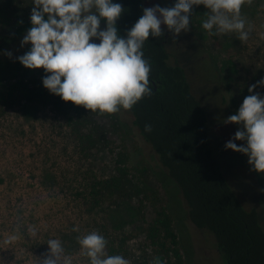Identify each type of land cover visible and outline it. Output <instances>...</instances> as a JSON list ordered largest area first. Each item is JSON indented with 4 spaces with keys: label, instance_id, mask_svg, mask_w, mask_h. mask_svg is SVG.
Segmentation results:
<instances>
[{
    "label": "trees",
    "instance_id": "obj_1",
    "mask_svg": "<svg viewBox=\"0 0 264 264\" xmlns=\"http://www.w3.org/2000/svg\"><path fill=\"white\" fill-rule=\"evenodd\" d=\"M113 2L122 4L125 9L116 26L118 33L126 36L127 30L143 14L144 0ZM201 9L200 5L191 9L190 26L202 23L205 12ZM241 16L246 20L247 28L254 25L264 27V0H251V3L245 0ZM12 21V12L0 5V29L12 25ZM100 23L106 28V20L101 19ZM31 27L29 17L6 36L4 42L22 39ZM238 36V33L231 32L225 38L226 43L233 45L239 42ZM167 45L165 34L160 38L150 35L144 44L145 58L151 63L149 80L153 94L142 98L131 110L121 108L120 113L131 118L130 124L114 117L117 129L124 135L121 145H115L114 140L109 141L105 136L106 126L94 121L95 116L108 114L91 112L82 105L63 101L44 88L42 79L45 72L41 74V80L35 77V69L25 76L29 69L22 73L25 67L19 61L10 69L0 62V109L18 106L26 110L31 107L27 110L29 113L35 104L51 106L65 121L80 160L88 158L93 150L102 148L113 155L114 168L109 176H100L92 169L83 172L76 169L72 180L65 185L63 192L75 206L86 207L89 211L103 208L105 212L119 208L116 220L109 216V220H115L114 227L107 223L106 213L98 220L83 223L79 233L72 230L71 238L67 240L70 253L79 245L78 236L95 230L107 240L108 255H122L131 261L130 237L121 230L123 214L131 212L141 220L143 254L147 256L148 252L161 257L164 264H185L178 235L179 226L184 221L213 237L221 264H264V217L260 215L259 205L245 204L235 185L225 175L211 146L207 103L195 92L186 68L178 60L171 61ZM3 46L0 43V53ZM31 47L29 44L23 55ZM257 59L254 71L249 69L247 77L240 73L231 57L223 58L219 69L213 66L209 70L212 79H217L224 90L223 104L235 111L232 114L238 113L239 104L245 97L261 89L258 86L252 93L248 91L250 86L264 78V53H259ZM259 62L262 64L257 68ZM204 64L201 69L210 68ZM146 124L152 126L150 133L145 131ZM130 132L150 147L156 159L154 168L143 164L140 169L130 167L132 152L124 145ZM248 166L252 169L249 163ZM30 229L25 221L19 227L24 242L17 249L47 251L45 241L39 238V234L33 235Z\"/></svg>",
    "mask_w": 264,
    "mask_h": 264
},
{
    "label": "rangeland",
    "instance_id": "obj_2",
    "mask_svg": "<svg viewBox=\"0 0 264 264\" xmlns=\"http://www.w3.org/2000/svg\"><path fill=\"white\" fill-rule=\"evenodd\" d=\"M176 2L144 0V5L145 8L156 4L171 7ZM0 5L7 7L13 14L12 25L0 29V43L4 44L0 62L10 69L17 66L19 61L17 58L23 55L24 49L30 43L21 46L24 37L14 41L4 40L21 21L30 17L35 5L33 0H0ZM200 7L202 11H208L204 5ZM206 18L205 15L202 22ZM161 28L168 40L167 49L171 54V61L174 63L178 60L186 68L193 80L195 92L207 103L211 146L215 157L229 181L237 188L244 203L258 204L260 215L264 217V173H260L259 176V173L255 172L256 179L254 171L248 166L247 155L225 149V144L234 137L236 131L243 129V125L224 123V120L234 115L232 113L235 111L229 108V105L223 104L224 90L217 79L214 81L209 73L213 66L219 69L223 58L231 57L240 73L247 77L249 69L254 71L258 54L264 53V27L259 25L250 27L249 39L233 45L226 43L225 38L230 33L209 35L203 29L202 23L191 25L190 31L181 32L179 36H174L166 25H161ZM104 29L100 23L99 30ZM247 29L249 27H246ZM90 42L100 43L96 38ZM7 52L12 53L11 58L5 54ZM204 63L210 65V68L201 69ZM261 64L259 62L257 68ZM25 69L27 68L25 67L22 73ZM32 71L33 69L26 70L25 76ZM44 72L43 68L35 69V77L41 80V74ZM259 87L261 89L258 93L262 97V86ZM32 107L29 113L27 110L31 107L26 110L18 106L0 109V264H38V259L49 250L46 243L49 239L62 241L64 255L70 259L71 264H90L89 258L81 254L80 245L71 253L67 250L70 246L67 240L71 238L72 230L78 229L76 233H79L83 229V223L98 220L106 213L104 217L107 223L114 227L119 208H112L106 212L103 208L89 211L86 207L75 206L63 191L66 190L65 185H68L66 183L72 180V173L76 169L81 172L92 169L100 176H109L114 168L113 155L102 148L93 150L88 158L80 160L65 121L52 110L51 106L35 104ZM114 117L130 124L131 118L120 112L108 116H95L94 121L100 126H106L105 136L109 141L114 140L115 145H121L124 135L119 128L117 129ZM234 142L237 146H245V141ZM124 143L132 152L130 167L140 169L142 164L150 168L156 166L152 150L136 134L130 132ZM122 208L126 207L120 209ZM126 214H123L125 218L121 230L130 237L129 249L133 254L130 262L151 264L155 256L148 252L147 256L143 254L141 220L135 214L131 215V212ZM109 216H113L115 220H109ZM24 221L30 228L35 225V231L41 236L39 238L45 241L47 251L17 249L19 244L24 242L19 230ZM178 235L185 264H221L212 236L202 233L186 221L179 226ZM11 236H16L17 239L6 242Z\"/></svg>",
    "mask_w": 264,
    "mask_h": 264
},
{
    "label": "clouds",
    "instance_id": "obj_3",
    "mask_svg": "<svg viewBox=\"0 0 264 264\" xmlns=\"http://www.w3.org/2000/svg\"><path fill=\"white\" fill-rule=\"evenodd\" d=\"M33 3L32 27L21 41V46L30 43L32 47L17 59L28 69L45 70L42 84L50 93L100 114H116L121 108L131 110L142 98L153 94L149 80L151 63L145 58L144 44L150 35L163 36L161 25H166L174 36L190 31L194 5L207 8L202 27L209 35L236 32L243 42L250 34L241 16L245 0H177L171 7L159 4L146 7L126 36H121L116 26L125 9L113 0H33ZM101 19L107 22L104 30H99ZM93 38L100 43L90 42ZM5 54L12 56L11 52ZM258 86H264V78L250 86L249 93ZM224 123L243 125L225 144V149L247 155L252 170L264 173V98L259 93L248 95L238 113L227 117ZM145 131L150 133L152 126L146 124ZM235 140L246 141V146H237ZM30 231L36 234L34 227ZM15 239L16 236H11L6 242ZM77 241L90 264H131L122 255H108V242L98 231L78 236ZM46 243L49 250L38 259V264H71L64 255L61 240L49 239ZM151 264L164 262L155 257Z\"/></svg>",
    "mask_w": 264,
    "mask_h": 264
}]
</instances>
